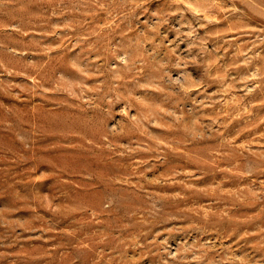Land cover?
I'll return each mask as SVG.
<instances>
[{
	"label": "rangeland",
	"instance_id": "obj_1",
	"mask_svg": "<svg viewBox=\"0 0 264 264\" xmlns=\"http://www.w3.org/2000/svg\"><path fill=\"white\" fill-rule=\"evenodd\" d=\"M0 264H264V0H0Z\"/></svg>",
	"mask_w": 264,
	"mask_h": 264
}]
</instances>
